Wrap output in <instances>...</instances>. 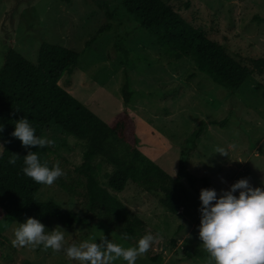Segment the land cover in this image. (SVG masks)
I'll list each match as a JSON object with an SVG mask.
<instances>
[{"label":"rangeland","instance_id":"374dc122","mask_svg":"<svg viewBox=\"0 0 264 264\" xmlns=\"http://www.w3.org/2000/svg\"><path fill=\"white\" fill-rule=\"evenodd\" d=\"M165 1L242 62L252 56L264 57V22L255 19L264 16V0ZM107 23L113 29L86 47ZM116 33L125 38L131 50L129 65L119 64L114 47ZM43 42L82 53L72 75L65 73L60 85L107 123L118 112L129 111L136 122L140 150L172 176L177 175L181 151L199 122H224L208 125L187 159L188 171L195 180L182 181L191 200L180 209V215L165 209L160 194L149 193L132 181L123 191L112 190L105 175L112 168L105 164L98 175L102 186L139 215L156 237L136 264H206L207 253L198 238L200 189L214 187L219 192L240 178H247L253 187H264V72L254 73L233 92L201 72L192 58L170 63L156 36L139 27L122 0H0V69L9 47L37 63ZM125 72L135 92L127 105L122 94ZM44 137L53 141L50 146L68 169L82 162L83 143L54 122L48 124ZM217 146L224 147L229 155L215 152ZM3 150L0 140V157ZM38 198L78 213L82 220L72 227L52 218L42 222L48 231L56 226L63 228L69 244L89 236H96L99 242L102 235L125 247L134 245L120 239L103 222L92 221L86 207L55 182L43 185ZM17 227L10 219L0 223V233L11 244L2 246L5 257L0 258V264H24L25 260L31 264H79L63 251L42 245L13 246ZM188 253L193 256L189 258ZM154 256H160L161 262L153 261ZM113 264L125 262L117 260Z\"/></svg>","mask_w":264,"mask_h":264},{"label":"trees","instance_id":"16d2710c","mask_svg":"<svg viewBox=\"0 0 264 264\" xmlns=\"http://www.w3.org/2000/svg\"><path fill=\"white\" fill-rule=\"evenodd\" d=\"M122 2L139 27L156 36L157 44L169 56L170 63L192 58L201 72L233 92L254 73L264 72V57L252 56L246 63L242 62L230 54L224 44L189 23L165 0ZM106 16L111 18L108 12ZM255 19L264 22V16H255ZM112 29L110 23L102 26L86 47ZM114 47L120 56L119 64L129 65L133 59L131 50L119 33L115 34ZM81 57V52L49 42L41 44L37 63L13 47L5 52L0 69V125H3L0 140L4 147L0 157V223L10 219L19 224L31 216L41 222L52 218L68 228L82 220L77 212L55 201L38 198L43 184H37L22 172L23 156L28 151H36L50 166L59 163L64 174L55 183L86 207L92 221L103 222L120 239L135 244L140 236L151 230L139 215L102 186L98 175L103 165L112 168L105 174L112 190L123 191L128 181H132L149 193L160 194V203L165 209L180 215V209L191 200L182 181L188 179L194 183L195 180L188 171L187 159L196 150L205 128L224 122L216 119L199 122L187 137L177 175L172 176L140 150L136 122L129 111L118 112L113 121L107 123L60 85L63 75H72ZM122 94L126 105L135 94L128 72H125ZM22 117L30 120L39 136L44 137L48 124L54 122L80 140L84 145L82 162L68 169L50 145L44 148L22 146L18 138L11 136L15 120ZM10 158L16 160L14 165L8 163ZM203 180L208 181L207 178ZM4 245L11 246L7 237L0 233V258L5 257ZM151 259L161 262L160 256ZM24 264L31 262L25 260Z\"/></svg>","mask_w":264,"mask_h":264},{"label":"clouds","instance_id":"9594fccd","mask_svg":"<svg viewBox=\"0 0 264 264\" xmlns=\"http://www.w3.org/2000/svg\"><path fill=\"white\" fill-rule=\"evenodd\" d=\"M2 132L3 125H0ZM11 136L18 138L25 148H44L53 143L37 135L26 117L15 120ZM214 151L229 155L224 147L217 146ZM8 163L14 165L16 160L10 158ZM22 172L37 184L48 186L64 174L58 162L50 166L36 151H28L23 156ZM199 201L198 238L207 253L206 264H264V187H253L247 178H240L219 192L214 187H202ZM98 238L99 242L96 236H89L69 244L63 228L56 226L48 231L39 219L29 216L18 224L12 243L13 246L42 245L56 252L63 251L79 264H113L117 260L136 264L137 259L149 251L156 237L147 232L128 247L102 235Z\"/></svg>","mask_w":264,"mask_h":264}]
</instances>
